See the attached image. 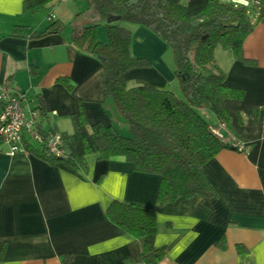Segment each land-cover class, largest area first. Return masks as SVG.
I'll return each mask as SVG.
<instances>
[{"label":"crops","instance_id":"obj_1","mask_svg":"<svg viewBox=\"0 0 264 264\" xmlns=\"http://www.w3.org/2000/svg\"><path fill=\"white\" fill-rule=\"evenodd\" d=\"M73 5L86 10L75 0H57L47 14L31 15L24 14V0H0V94L10 88L30 105L40 97L46 116L37 122L60 135L73 134L71 119L80 110L90 127L117 119L113 103L104 99L102 63L72 45L83 27L31 38L46 30L49 17L79 24L83 16ZM130 31L135 56L152 66L129 72L128 87L147 82L169 91L174 72L156 52L167 48L143 28ZM100 32L104 42L106 33ZM153 48L155 57L147 52ZM243 54L253 65L228 56L220 68L227 87L245 94L227 109L232 132L246 150L223 151L205 168L215 199L160 203L159 177L135 173L123 159L99 162L92 156L86 159L88 172L77 173L65 163L47 162L44 143L25 134L27 154L12 156L6 146L0 153V264H144L142 242L107 220L114 202L155 211L156 247L166 251L160 264H264V24L247 38Z\"/></svg>","mask_w":264,"mask_h":264},{"label":"trees","instance_id":"obj_2","mask_svg":"<svg viewBox=\"0 0 264 264\" xmlns=\"http://www.w3.org/2000/svg\"><path fill=\"white\" fill-rule=\"evenodd\" d=\"M57 0H24V14L40 15ZM83 3L93 21L83 25L73 37L77 51L95 60L103 59L107 81L105 101H111L126 121L129 136L123 137L113 125L89 126L85 113L72 117L73 134L45 131L39 122L35 130L44 143L43 154L49 163H65L75 172H88L87 157L99 162L123 159L138 174L160 178L158 201L174 204L199 197H217L205 168L232 145L217 140L211 128L224 125L230 136L240 144L231 129L227 103L241 102L242 91L227 87V75L217 63V52L226 53L234 61L253 65L244 58L243 47L258 25L264 24V0H75ZM79 14L78 16H81ZM119 18L117 23H109ZM46 30L33 34L32 39L60 35L67 25L49 17ZM124 24L128 28L121 26ZM104 27L105 41L99 39ZM130 28L151 32L170 50L174 61L176 90H159L139 82L129 88L126 75L148 64L131 55ZM27 30L16 28V32ZM31 113L45 117V105L36 97ZM32 106V108L30 107ZM208 116L207 121L203 118ZM38 121V120H37ZM40 126V127H39ZM61 140L62 158L46 155V144L55 136ZM231 143V142H228ZM24 145H28L23 139ZM245 144V143H244ZM5 147L0 138V153ZM26 150V149H25ZM34 154H38L33 150ZM43 157V156H42ZM107 220L126 235L142 242L144 264H160L165 249H158V220L148 208L114 202L106 212Z\"/></svg>","mask_w":264,"mask_h":264},{"label":"built area","instance_id":"obj_3","mask_svg":"<svg viewBox=\"0 0 264 264\" xmlns=\"http://www.w3.org/2000/svg\"><path fill=\"white\" fill-rule=\"evenodd\" d=\"M233 2L245 7L248 6V3L243 1L234 0ZM0 107V138H2L4 145L9 149L12 156L27 154L22 146L25 134L34 141L42 142L35 131V123L39 119V114L30 112L28 99L25 95L17 94L10 88H4L0 94ZM210 131L218 141L227 145L231 144L232 148L239 153L245 152L246 145L233 139L224 125L211 128ZM45 151L51 159L62 158L65 155L61 149L59 136H55L46 144Z\"/></svg>","mask_w":264,"mask_h":264},{"label":"rangeland","instance_id":"obj_4","mask_svg":"<svg viewBox=\"0 0 264 264\" xmlns=\"http://www.w3.org/2000/svg\"><path fill=\"white\" fill-rule=\"evenodd\" d=\"M83 4V3H82ZM73 8H74V10H75V14H77V15H79V14H81L82 13V21H83V23L85 22V21H87L88 23H89V19L91 18L90 17V13L89 12H87L86 10L84 11V13L83 12H80V10H79V6L78 5H73ZM48 11V10H47ZM42 14H44V13H42ZM45 14H47V12H45ZM49 14V13H48ZM41 16V15H40ZM78 17V16H77ZM80 17V18H81ZM45 18H47V15L45 16ZM82 21H80V23L79 24H77V25H75L76 24V19L75 20H73L72 22H70V21H67V32H69V31H73V30H76V29H80L81 27H83L82 25L83 24H81V22ZM91 21H93L92 19H90V22ZM121 26H123V27H125V28H128L127 26H125L124 24H121ZM129 29V28H128ZM101 32H100V37L102 36V34H103V32H105L106 33V31H105V28L104 27H102L101 29ZM142 42H144V44H146V39H143L142 38ZM161 42V41H160ZM162 43V42H161ZM164 44V43H163ZM165 45V44H164ZM165 47L167 48V51L165 52V54H163L164 53V51H159L157 48H156V52L157 53H159L160 52V56L159 57H163L164 56V63H166L167 65H168V67L171 69V71H172V73H173V69H174V61H173V56H172V54H171V52H170V50H169V48L165 45ZM155 48H153L152 50L151 49H148L147 50V52H148V54L151 56V57H155V53H152L153 52V50H154ZM131 55H132V57L133 58H135V59H137V60H142V61H144V62H146L147 64H149V67H150V65L152 66V64H150L149 62H148V60H146V59H144V58H138V57H136L135 56V52H134V45H132V47H131ZM216 58H217V63H218V65L219 66H222V68H225L226 66H225V63H226V61L227 60H229V58H228V55L226 54V53H224V52H222V51H218L217 52V56H216ZM158 63H159V61H158ZM160 64V63H159ZM160 66H161V64H160ZM162 66H163V64H162ZM161 66V67H162ZM151 68H154V67H151ZM169 90L171 91V92H173L174 90H176V82H175V85H174V87L173 88H171L170 89V87H169ZM114 105V104H113ZM115 107V106H114ZM115 116H116V118L117 119H114L113 120V126L117 129V131H119V133L123 136V137H128L129 136V128H128V125H127V123H126V121L125 120H123L122 118H121V116L119 115V113H118V111H117V109L115 108ZM203 118L204 119H206L207 121H209V122H211L209 119H208V116L207 115H204L203 116Z\"/></svg>","mask_w":264,"mask_h":264},{"label":"water","instance_id":"obj_5","mask_svg":"<svg viewBox=\"0 0 264 264\" xmlns=\"http://www.w3.org/2000/svg\"><path fill=\"white\" fill-rule=\"evenodd\" d=\"M119 21H120L119 18H112V19L109 20V23H117V22H119ZM98 61L101 62V63H104V60L101 59V58L98 59Z\"/></svg>","mask_w":264,"mask_h":264}]
</instances>
